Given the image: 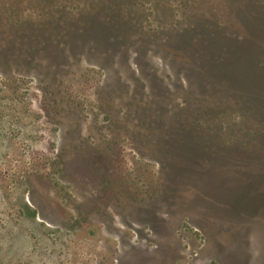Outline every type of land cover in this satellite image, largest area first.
<instances>
[{"label":"rangeland","instance_id":"rangeland-1","mask_svg":"<svg viewBox=\"0 0 264 264\" xmlns=\"http://www.w3.org/2000/svg\"><path fill=\"white\" fill-rule=\"evenodd\" d=\"M0 264H264V0H0Z\"/></svg>","mask_w":264,"mask_h":264}]
</instances>
